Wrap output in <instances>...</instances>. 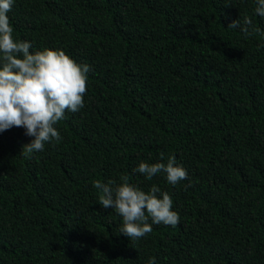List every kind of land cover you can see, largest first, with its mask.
I'll return each mask as SVG.
<instances>
[{
    "label": "trees",
    "instance_id": "16d2710c",
    "mask_svg": "<svg viewBox=\"0 0 264 264\" xmlns=\"http://www.w3.org/2000/svg\"><path fill=\"white\" fill-rule=\"evenodd\" d=\"M255 0H14L15 39L88 64L62 140L0 132V264H264V17ZM252 20L251 35L228 29ZM259 29L260 31H254ZM174 155L188 174L147 180ZM167 192L177 226L129 240L94 181ZM150 222V221H149Z\"/></svg>",
    "mask_w": 264,
    "mask_h": 264
},
{
    "label": "clouds",
    "instance_id": "9594fccd",
    "mask_svg": "<svg viewBox=\"0 0 264 264\" xmlns=\"http://www.w3.org/2000/svg\"><path fill=\"white\" fill-rule=\"evenodd\" d=\"M13 3L14 0H0V132L23 128L25 135L33 137L23 145L25 152L31 154L44 151L45 143L62 140L55 125L65 118V112L76 113L84 107L91 68L76 63L63 50L44 48L32 52L29 41L15 39L7 15ZM255 3V13L264 17V0ZM251 25L252 20L246 16L243 23L235 19L227 28H238L248 36ZM163 161L165 154L161 152L159 162L142 161L133 171L147 180L163 173L172 186L187 179V171L176 163L174 155ZM93 186L100 190L99 204L114 209L122 218L119 232L129 240H139L151 233L154 224L175 227L179 223L171 196L155 184L145 192L124 176L120 183L97 180ZM149 264H156L155 259H150Z\"/></svg>",
    "mask_w": 264,
    "mask_h": 264
}]
</instances>
